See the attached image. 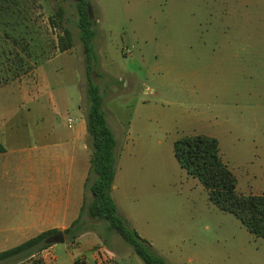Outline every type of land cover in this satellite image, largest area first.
<instances>
[{
  "label": "rangeland",
  "instance_id": "rangeland-1",
  "mask_svg": "<svg viewBox=\"0 0 264 264\" xmlns=\"http://www.w3.org/2000/svg\"><path fill=\"white\" fill-rule=\"evenodd\" d=\"M89 1L88 51L77 0H0V111L29 106L32 127L35 107L61 111L62 89L71 113L87 107L90 66L116 135L128 136L130 168L115 197L130 225L171 264H264V238L212 204L174 154L184 136L218 134L238 192L264 195V13L252 0ZM198 21L223 96L194 109L182 75ZM65 31L73 47L61 52ZM124 248L118 264H145Z\"/></svg>",
  "mask_w": 264,
  "mask_h": 264
},
{
  "label": "crops",
  "instance_id": "crops-1",
  "mask_svg": "<svg viewBox=\"0 0 264 264\" xmlns=\"http://www.w3.org/2000/svg\"><path fill=\"white\" fill-rule=\"evenodd\" d=\"M252 1H256L257 8L261 9L259 15L264 13V0ZM202 26V21L193 26V38L188 45L191 54L189 51L183 53L185 94L194 109L201 108L203 102H217L223 96L217 85L215 63L209 61L210 70L205 64L208 53ZM191 58H194L193 62ZM80 99L83 100V93ZM57 101L62 103L61 111L55 110L56 107L47 111L44 106L33 109L41 119L32 127L29 124L32 111L29 106H1L0 142L5 151L0 153V253L43 232L68 229L80 217L88 196L86 182L91 168V151L88 146L87 107L81 106L71 113L68 91L63 89L55 99ZM212 119L216 120L217 116L213 115ZM69 120L74 121L71 127ZM107 122L116 138L118 155L112 196L120 214L128 218L121 211L115 194L128 176L129 140L128 136L116 135L108 117ZM201 122L195 118V123ZM210 137L218 139L221 155L219 135ZM224 162L229 165L228 161ZM87 228L75 243L66 240L62 246L54 244L16 264H36L35 261L42 264H118L125 249L123 241L114 234L105 236L106 228L102 222L89 223ZM112 241L118 244L114 245ZM0 264L13 263L4 261Z\"/></svg>",
  "mask_w": 264,
  "mask_h": 264
},
{
  "label": "trees",
  "instance_id": "trees-1",
  "mask_svg": "<svg viewBox=\"0 0 264 264\" xmlns=\"http://www.w3.org/2000/svg\"><path fill=\"white\" fill-rule=\"evenodd\" d=\"M89 6V0H77L78 27L88 51L95 36ZM61 17L62 10H59L58 25L61 23ZM60 45L61 52L69 51L73 47L69 31H65L60 38ZM92 70L93 68L88 66L86 89L88 146L91 151V168L86 190L90 192L91 198L89 200L86 195L80 217L68 229L43 232L13 249L2 252L0 263L9 261L16 264L32 258L52 246L46 241L61 232L65 234L67 241L75 243L77 238L88 230L89 223L102 222L107 233H116L145 264H171L120 214L112 196L116 177L117 141L107 122L102 90L91 77ZM4 151L5 147L0 142V153ZM174 154L188 175L199 179L212 204L236 216L250 233L264 238V195H244L238 192L237 178L229 165L223 161L217 138L206 135L184 136L175 142ZM35 263L42 264L41 261Z\"/></svg>",
  "mask_w": 264,
  "mask_h": 264
},
{
  "label": "water",
  "instance_id": "water-1",
  "mask_svg": "<svg viewBox=\"0 0 264 264\" xmlns=\"http://www.w3.org/2000/svg\"><path fill=\"white\" fill-rule=\"evenodd\" d=\"M65 241H66L65 234L63 232H61V233H59V234H57L55 236H52V237L48 238L46 243L54 245V244L64 243Z\"/></svg>",
  "mask_w": 264,
  "mask_h": 264
},
{
  "label": "built area",
  "instance_id": "built-area-1",
  "mask_svg": "<svg viewBox=\"0 0 264 264\" xmlns=\"http://www.w3.org/2000/svg\"><path fill=\"white\" fill-rule=\"evenodd\" d=\"M73 120H69V126L71 127L72 126V124H73Z\"/></svg>",
  "mask_w": 264,
  "mask_h": 264
}]
</instances>
